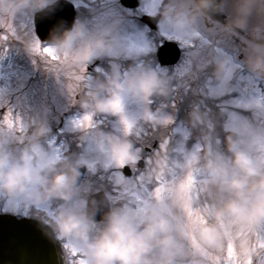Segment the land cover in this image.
<instances>
[{
  "label": "clouds",
  "instance_id": "clouds-1",
  "mask_svg": "<svg viewBox=\"0 0 264 264\" xmlns=\"http://www.w3.org/2000/svg\"><path fill=\"white\" fill-rule=\"evenodd\" d=\"M225 2L150 0V8L160 25L179 36L200 33L207 38V58L197 68L210 66L220 85L227 88L238 65L217 51V43L233 36L243 40V63L249 72L264 79V0H232L233 12L222 22L216 14ZM58 3L0 0V32L36 53V41L15 22L47 16ZM253 17L256 22L250 23ZM128 42L120 17L101 16L90 23L77 16L70 26L61 20L50 29L46 46L40 43L51 47L58 60L36 54L63 73L79 72L96 59L120 55ZM174 91L173 76L165 68L141 60L123 73L112 71L88 80L79 90L78 103L94 115L121 118L135 104L159 116ZM156 100L160 103L152 110ZM188 122L200 129L194 159L189 163L178 157L170 143L154 152L143 174L153 186L161 177L168 187L160 197L148 198L142 209L128 200L114 201L107 193L100 199L85 195L81 159H54L42 128L28 131L26 125L21 130L5 123L0 127V202L13 213L23 210L34 216L47 234L74 245L85 264H224L230 244L236 258L243 262L251 257L254 264L264 255L259 243L264 240V152L231 122L224 124L222 146L215 118L199 104L190 110ZM255 134L264 137V127L256 128ZM106 149L111 159H141V148L126 133L111 137ZM190 172L204 190L199 200L185 184ZM197 208L205 210L197 213Z\"/></svg>",
  "mask_w": 264,
  "mask_h": 264
},
{
  "label": "rangeland",
  "instance_id": "rangeland-1",
  "mask_svg": "<svg viewBox=\"0 0 264 264\" xmlns=\"http://www.w3.org/2000/svg\"><path fill=\"white\" fill-rule=\"evenodd\" d=\"M141 1L142 8H144L145 11H152L150 8V0ZM10 26L12 25L10 24ZM15 26L30 35L33 40L36 41L38 39L34 31L33 17L21 18L15 22ZM161 27L162 31L159 30L157 32L158 36H162V33L166 32L169 35L167 38H170L171 40L174 39L176 41H183L182 39L177 38L179 36L178 34L172 32L164 26ZM4 34L6 33L0 32V36H3ZM126 34L129 38L128 46L120 53V55L114 56L113 58H147L151 46L155 43V37L148 34L145 28L138 26L137 24H134V27L130 30V32H126ZM38 40L41 44H43L40 39ZM15 42L21 43L15 39H3L0 41V127L4 126V116L9 110H11L14 116L22 118L24 125L27 126V129H31L34 125H37V128L45 129L43 133L52 131L54 126L60 125V122L62 121L60 128L69 135L68 137L70 138V141H73V144H78V146L73 145L75 150L74 152L79 151L76 158L81 159L83 163H87L89 165V168L86 171L87 180L83 183V186L86 188V192L84 194L87 195L90 188L95 184L93 178L98 170H101L103 173L101 175H105L106 179L114 184L112 179L114 173L121 172V169L126 165L119 168L114 163L109 164L111 158L107 150L101 149L100 141H104L106 148L107 142L111 137L125 135L121 118L116 115L98 113L95 115L97 123L94 128L81 129L76 127L74 121L80 118L85 112L81 114L75 113L72 116H69L70 114L67 116L63 114L67 105L66 100L68 99L66 75H64L63 72H60L59 74H51L50 72V83H47V86L45 84L40 86V84L35 81L36 74L39 71V66L41 64L49 65V61L44 60L36 53H29L28 51H25L23 45H14ZM133 45L141 48L146 47L147 51H137L135 49L130 51ZM154 48L155 45L151 50L153 51ZM110 57L112 56H107V58ZM113 70H119V67H116ZM124 71L125 70H122L121 73ZM234 79L235 80L229 87V89L232 90V99L242 98L245 102L253 103V106L243 108L230 104L229 108L219 110L220 113L216 115V122L218 123H216L215 132L222 146L225 137L224 133H226L224 124L225 122L233 123V118L230 116L231 112H235L240 119L247 121L255 129L264 125V115L261 114V109H259L254 103L256 100L264 99V92L256 86L252 79L247 80L243 76L238 79H236L235 76ZM42 89L47 91V93L49 91V97L53 100L51 105L45 102L40 109H36V107H33L35 104L26 103L23 109L19 108V92L24 91L27 95L30 93V95L33 96L36 90L41 91ZM11 96H13V98H11ZM34 96L36 97V94ZM9 99L11 100L10 104H8ZM52 107L55 108V111L51 110L53 109ZM4 108L6 109L3 110ZM152 110L154 109L152 108ZM127 115L130 118L135 119L137 127L141 129V133L139 135L135 132L127 134L128 138L131 139L137 147H139L140 142L146 144V140L144 141V139L147 133L150 132L149 128H153L154 130L156 128L153 127L150 121L143 119V110L138 105L130 104L127 108ZM170 115L173 117L175 116L174 114ZM176 124L177 125L175 126H171L172 131L175 132L176 130L177 132H182L178 135L177 141L173 147L175 149V155L180 158H184L186 157V153H191L196 145L194 143L186 144L185 139L188 135L191 137H198L200 129L193 128L191 126V128L187 130L188 127L184 129L183 127L185 126H183L182 123L181 125H179L180 123ZM79 143L81 144L79 145ZM90 165L93 167H90ZM126 178L131 179L129 177ZM107 188L111 196L115 194V188H111L110 186H107ZM0 213H12L19 216H28L23 212V210L17 213L7 210V205L5 203L0 204ZM64 263L70 264V259L65 257ZM254 264H264V255L258 256L254 261Z\"/></svg>",
  "mask_w": 264,
  "mask_h": 264
},
{
  "label": "flooded vegetation",
  "instance_id": "flooded-vegetation-1",
  "mask_svg": "<svg viewBox=\"0 0 264 264\" xmlns=\"http://www.w3.org/2000/svg\"><path fill=\"white\" fill-rule=\"evenodd\" d=\"M74 4L75 7V18L77 16H81L83 18H86L89 20V22H94L98 17L106 16V17H112V16H118L122 19L124 24V30L125 32H130V30L134 27V24H137L138 26H141L147 30L148 34L153 35L155 37V45L154 50L151 49L154 47V45L151 46L150 52L148 53V57L145 59H136L132 57L128 58H107V56L99 58L94 60L92 63L87 65V72L86 75L90 77V79L98 76V75H104L106 73L114 71L116 67H119V72H122V70H126L130 65L135 64L136 62H139V60H147L151 61L154 65H159L163 68H165L168 73L173 76V83L176 85L179 83L178 78H176V70L178 67H180L187 56V53L189 51V46L185 45L183 41H176L174 39L167 38L169 35L166 32L162 33V36H158L157 32L160 30L162 31V25L158 23V17L153 15L152 11H145L144 8H142V1L141 0H69ZM233 12V5L232 0H226L223 10L216 14V18L220 21H225ZM256 19L253 17L250 21V23H255ZM164 31V30H163ZM242 35H247V33H243ZM166 41H174L177 45V47L180 50L179 58L175 63H170L165 60H161L158 56V50L159 48L166 42ZM199 43V41H197ZM14 45H22V43L15 42ZM217 49H219V53L222 55H228L233 58V60L237 63V73H236V79L240 77H244L247 80L252 79L253 82L256 84L258 88H260L264 92V79H260L258 77H255L252 75L249 70L247 69V66L243 63L244 58V51H243V40L241 36H233L228 39L221 40L217 43ZM205 51L207 52V48L205 46ZM173 55V52L169 51L168 55H166V59L170 60ZM113 67V68H112ZM52 73H57V71L54 69V67L49 63V65H43L41 64L39 66V71L36 74L35 81L40 84V86H43L45 84L47 86V83H50V76ZM67 78V76H66ZM235 79L231 81V83L227 86V88L230 87V85L233 83ZM243 80V79H242ZM191 86L190 87H184L181 85L179 88H175L174 94L169 98L167 102V107L165 108V114H174V122L166 127L159 126L156 127L154 130L153 128H149L150 132L147 133L145 136V143L140 142L139 148H141V159L138 162H135V167H133L132 163L126 164V166H129V174H127V177L131 179H136L139 177L147 164L149 163V158H152L154 152L158 151L160 149V142L161 139L164 136L170 137L169 143L174 146L175 142L177 141L178 135L181 134L182 131H172L171 126L177 125L176 123L183 124L184 129L188 127V114L192 107L196 104H199L200 107L204 110L209 111L213 117L216 120V115L219 114V110L223 108H229L230 104L227 103V101L232 100V90L225 92L223 94L214 93L213 89L217 88L220 84L215 80L211 67H206L203 70L198 69V76L194 81H190ZM68 85V78L66 87ZM68 88V87H67ZM43 90V89H42ZM36 90L35 94L36 97L33 95L31 96L30 93L27 95L26 92L21 91L19 92L18 98H19V108L23 109L24 105L26 103H33V107H36V109H40L43 103L52 104L53 100L49 97V91L43 90V91ZM34 93V92H33ZM23 94V95H20ZM30 95V96H29ZM45 95V96H44ZM79 93L75 98L72 97L68 90V99L66 100V108L63 112L65 116L69 115L72 116L75 113L81 114L84 112V109L80 106L78 103L79 100ZM36 99H35V98ZM13 98V96H11ZM173 101H175V105L173 106ZM8 102V101H7ZM11 100L9 99L10 104ZM160 101L156 100L152 105L151 108L155 109L156 105L159 104ZM52 111H55L54 107H52ZM4 108L3 110H5ZM218 123V122H216ZM55 124V122H54ZM62 125V121L60 122V125H55L54 129L52 131L43 133L42 139L45 142V144L49 147V149L52 151L54 147H58L61 150V156H73L77 157L79 151L74 152L73 145L78 146V144H73V141H70L69 135L65 133L60 127ZM33 126V125H32ZM37 125H34L31 129L29 128L28 131H31L32 129H36ZM39 127V126H38ZM190 127L187 128L189 130ZM198 137H191L187 136L186 144L197 143ZM83 143V142H82ZM81 143H79L80 145ZM82 166H86L87 169L89 168V165L87 163H83ZM86 169V171H87ZM85 171L84 178L82 179V184L87 180V174ZM121 172L124 173V169H121ZM88 173V172H87ZM103 174L101 170H98L95 174L93 181L94 185L90 188L88 191L87 196L90 197L91 194L94 192L104 191L109 196V190L107 186H110L111 188H115L116 186L112 184L109 180L106 179L105 175ZM126 176V175H125ZM151 187V186H150ZM4 202H0L2 204ZM19 216V215H17ZM22 217V216H19ZM27 217H34L28 215ZM35 218V217H34ZM69 253L68 250L65 251V257L68 259ZM70 259V258H69ZM69 263V262H68Z\"/></svg>",
  "mask_w": 264,
  "mask_h": 264
},
{
  "label": "snow or ice",
  "instance_id": "snow-or-ice-1",
  "mask_svg": "<svg viewBox=\"0 0 264 264\" xmlns=\"http://www.w3.org/2000/svg\"><path fill=\"white\" fill-rule=\"evenodd\" d=\"M4 39H7V34L3 35ZM178 39H182L183 43L189 46V51L187 53L186 59L184 63L178 67L176 70V78H178L179 83L175 85V88H179L181 85L184 87H190V81H194L198 76V64H203L207 58V52L205 51V46L207 44V38L201 35L200 33L193 34L190 38H185L178 36ZM199 41V43H197ZM132 49L137 51H147L146 47H139L133 45ZM219 51V49H217ZM35 52L40 54L47 55L50 60H58L59 57L56 55L55 51L51 47H41L39 40H36L35 44ZM54 69L59 74L61 71L54 66ZM87 65H85L79 72H69L64 73V75L68 78V90L73 98L77 96L81 87L86 86V82L90 80V77L86 75ZM231 91V89L226 88L223 85H219L217 88L213 89L214 93L223 94L225 92ZM173 106L175 105V101L172 102ZM227 103L232 104L234 106L249 108L253 106V103L245 102L242 98H234L232 100L227 101ZM255 105L261 109V114L264 115V99L254 101ZM122 111V109H120ZM230 116L233 118V124L239 128L242 132L243 136L246 139H252L255 144H257L261 151L264 152V137H258L255 134V128H253L247 121L240 119L235 112H231ZM143 119L146 121H150L154 128L159 126H168L174 122V117L170 114H162L156 115L151 111L143 112ZM4 122L10 127H18L21 130L24 127V122L22 118L16 117L13 115L11 110H9L4 116ZM121 122L123 125V129L126 134H131L135 132L137 135L141 133V129L137 127V122L135 119L130 118L128 115H123L121 117ZM97 121L95 120V115L90 112H85L80 118L74 121L76 127L81 129H91L96 126ZM261 127H264L262 125ZM42 131L45 129L42 128ZM170 137L164 136L160 142V149H166L169 144ZM101 149L107 150L105 148L104 141H100ZM199 147V146H197ZM182 150V149H181ZM53 157L54 159L61 158V150L56 147L53 149ZM195 157V150L191 153H186V158L189 163H191L192 159ZM136 157H120L117 159H111L109 164L114 163L117 167L122 168L124 165L129 164V161L132 162L133 167H135ZM151 158H149V162ZM90 167H93L90 165ZM113 182L116 185L115 194L111 196L114 201L119 200H128L137 204L139 208H143L144 205L147 204L148 198L155 195L160 197L168 187V182L161 177H157V183L155 186L151 184V181L146 179L144 174L142 173L136 179H128L121 172L114 173ZM186 186L194 191V195L196 199H201V194L204 191L201 189L196 182L195 176L190 172L188 177L185 180ZM151 185V187H150ZM205 209L197 208L194 209L197 213H202ZM260 246L264 247V240L259 241ZM65 248L68 250L70 264H85L84 259L79 255L78 250L71 243H65ZM224 264H253V260L251 257H248L245 261L241 262L238 258L234 256L233 246L230 244L228 246V250L226 256L224 258Z\"/></svg>",
  "mask_w": 264,
  "mask_h": 264
},
{
  "label": "water",
  "instance_id": "water-1",
  "mask_svg": "<svg viewBox=\"0 0 264 264\" xmlns=\"http://www.w3.org/2000/svg\"><path fill=\"white\" fill-rule=\"evenodd\" d=\"M124 1V0H123ZM75 19V7L69 0H59L55 10L44 17H34L35 30L38 37L48 41L50 29L61 20L70 26ZM169 51L173 52L170 60L166 59ZM180 50L176 43L166 41L158 50L161 60L175 63ZM86 167H81V180ZM128 173V167L124 168ZM104 192H96L90 197L100 199ZM0 264H64L59 242L46 233L37 220L18 218L10 214H0Z\"/></svg>",
  "mask_w": 264,
  "mask_h": 264
}]
</instances>
